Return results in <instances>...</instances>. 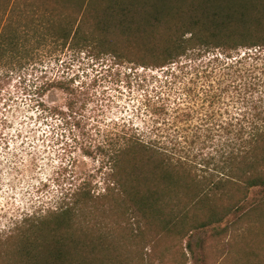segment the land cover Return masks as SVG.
I'll list each match as a JSON object with an SVG mask.
<instances>
[{
  "label": "trees",
  "instance_id": "16d2710c",
  "mask_svg": "<svg viewBox=\"0 0 264 264\" xmlns=\"http://www.w3.org/2000/svg\"><path fill=\"white\" fill-rule=\"evenodd\" d=\"M115 40L139 42L142 67L212 56L196 95L205 128L92 144L101 180L75 176L26 214L0 238V264H154L152 251L160 263L170 252L156 250L158 236L187 238L192 254L195 230L232 217L236 231L264 208V0H0V60L34 61L58 44L118 54Z\"/></svg>",
  "mask_w": 264,
  "mask_h": 264
},
{
  "label": "rangeland",
  "instance_id": "374dc122",
  "mask_svg": "<svg viewBox=\"0 0 264 264\" xmlns=\"http://www.w3.org/2000/svg\"><path fill=\"white\" fill-rule=\"evenodd\" d=\"M113 42L118 54L58 44L34 61L0 60V238L53 205L75 176L101 180L92 144L124 132L167 141L205 128L199 77L212 56L142 67L134 62L139 42ZM261 197L252 190L244 209ZM254 214L236 231L232 217L195 230L192 254L187 238L158 236L156 250L170 254L160 263L150 256L154 264H264V208Z\"/></svg>",
  "mask_w": 264,
  "mask_h": 264
}]
</instances>
